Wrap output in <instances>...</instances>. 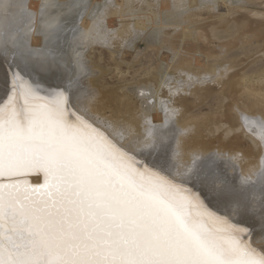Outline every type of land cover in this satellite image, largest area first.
<instances>
[{"label":"bare ground","instance_id":"bare-ground-1","mask_svg":"<svg viewBox=\"0 0 264 264\" xmlns=\"http://www.w3.org/2000/svg\"><path fill=\"white\" fill-rule=\"evenodd\" d=\"M256 1L0 0V106L21 82L44 102L64 93L75 117L180 186L201 206L194 211L246 229L264 255V68L232 71L242 63L235 50L264 43V13L245 8ZM236 11L242 23L231 32ZM91 50L141 72L109 84ZM0 183L39 187L44 177Z\"/></svg>","mask_w":264,"mask_h":264},{"label":"snow or ice","instance_id":"snow-or-ice-1","mask_svg":"<svg viewBox=\"0 0 264 264\" xmlns=\"http://www.w3.org/2000/svg\"><path fill=\"white\" fill-rule=\"evenodd\" d=\"M0 106V264H264L246 229L204 211L24 84Z\"/></svg>","mask_w":264,"mask_h":264},{"label":"rangeland","instance_id":"rangeland-1","mask_svg":"<svg viewBox=\"0 0 264 264\" xmlns=\"http://www.w3.org/2000/svg\"><path fill=\"white\" fill-rule=\"evenodd\" d=\"M97 1H100V0H97ZM262 1H263V3H262ZM258 4H257V3ZM255 3H251V4H245V8H246V10H253V11H259V12H263L264 13V0H257ZM252 4H253V6H252ZM219 12L221 13V14H226L227 13V9L222 5V4H220V6H219ZM241 11V10H240ZM233 12V13H231V15H230V17H231V20L233 19H235L236 21H235V23L234 22H229V28H230V31L232 32L234 29H236V27L235 26H237V25H241V23H242V21L240 20V18H239V15H241V12L243 13L242 15L244 16V14H245V12L246 11H241V12ZM235 13V14H234ZM239 13V14H238ZM237 14V15H236ZM252 18V20L254 19L253 17H251ZM250 18V19H251ZM232 20V21H233ZM234 24H236V25H234ZM114 26H116L117 25V22H115L114 24H113ZM221 35V34H220ZM222 35H223V37H222V39H225V33H222ZM221 35V36H222ZM248 45H252L251 47L250 46H248ZM261 45V46H260ZM264 43H258V44H256V43H251V44H247V45H245V47L244 46H242L240 49L238 48L237 50H235V55H239V57H240V59H242V63H241V65L240 66H238L237 68H235V69H233L232 71H238V70H240V69H242L241 70V72L243 73V74H246V75H249V76H251L252 75V77H254V72H256V70L257 71H259V69L261 68H264V66H262L263 64H264V55L262 56V54H264V50H263V48H264ZM32 46H38V45H35V44H32ZM140 47H139V49H138V51L141 53V55H143L144 54V50H145V45H144V43H141L140 45H139ZM247 46H248V48H247ZM263 46V47H262ZM39 47H40V45H39ZM261 47H262V50H261ZM243 48H245L244 50H242ZM242 50V51H241ZM252 50V51H251ZM259 50V51H258ZM93 50H91V52L90 53H88V54H90V56H92L91 58H93V60L94 61H96L97 62V60H98V62L97 63H100L101 61H99V59H101L102 60V62L100 63V65L101 66H103V67H105V69H107V71H108V78H110L107 82L109 83V84H113V83H115V84H118V83H120V82H123V81H130V82H132L133 80H136V78L138 77V75H139V73L141 72H139V71H134L133 69H127V68H124V67H116L115 65H114V63L113 62H111V60L108 58V54H106V52H103L102 53V55L99 53V51L97 50V51H93ZM237 51H239L240 53H241V56H240V54H239V52H237ZM249 51H250V53H249ZM261 51V52H260ZM95 52V53H94ZM247 52V53H246ZM256 52H258V54L257 55H255L256 54ZM261 54H260V53ZM166 53H167V51L165 50V49H163L162 50V56H161V58L163 59L164 58V56L166 55ZM97 54V55H96ZM105 54V55H104ZM252 54V55H251ZM100 55V56H99ZM107 55V56H106ZM129 57H128V61H131L132 60V58L134 57V53L133 52H129ZM95 56V57H94ZM106 56V57H105ZM133 56V57H132ZM247 57L246 59H244V57ZM261 56V57H260ZM99 58V59H97V58ZM243 57V58H242ZM159 58V57H158ZM109 59V60H108ZM145 60H144V66H148V67H150L151 65H154V62H155V60H154V58L153 57H149V58H144ZM148 59H150V60H148ZM251 60V61H249V60ZM164 60V59H163ZM220 60V59H219ZM219 62H222V60H220ZM246 63V64H245ZM242 64H243V66H242ZM242 66V67H241ZM108 67V68H107ZM114 67V68H113ZM239 67H240V69H239ZM113 68V69H112ZM246 69V70H245ZM260 69V70H261ZM245 70V71H244ZM116 71V72H115ZM121 73H119V72ZM250 71V72H249ZM115 72V73H114ZM126 72V73H125ZM246 72V73H245ZM251 72H253V73H251ZM128 73V74H127ZM251 73V74H250ZM126 74V75H125ZM125 75V76H124ZM137 75V76H136ZM119 76V77H118ZM135 76V77H134ZM209 108V107H208ZM214 108V107H213ZM209 112V110L207 109V107L203 110V112L202 113H204V114H206V113H208ZM160 122H162V119L159 117V119H158V117H157V119L155 120V123H160ZM259 234V233H258ZM258 234H256L257 236H258Z\"/></svg>","mask_w":264,"mask_h":264},{"label":"water","instance_id":"water-1","mask_svg":"<svg viewBox=\"0 0 264 264\" xmlns=\"http://www.w3.org/2000/svg\"><path fill=\"white\" fill-rule=\"evenodd\" d=\"M40 184H41V183H40ZM40 184H39V185H40ZM39 185H38V186H39Z\"/></svg>","mask_w":264,"mask_h":264}]
</instances>
